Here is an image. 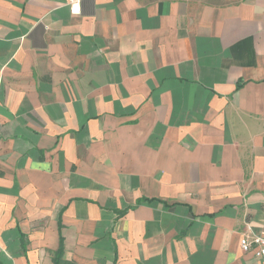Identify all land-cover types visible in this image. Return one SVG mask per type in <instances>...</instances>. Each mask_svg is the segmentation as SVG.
<instances>
[{"label": "crops", "instance_id": "0c3cea01", "mask_svg": "<svg viewBox=\"0 0 264 264\" xmlns=\"http://www.w3.org/2000/svg\"><path fill=\"white\" fill-rule=\"evenodd\" d=\"M0 0V264H264V0Z\"/></svg>", "mask_w": 264, "mask_h": 264}, {"label": "built area", "instance_id": "2783aa9c", "mask_svg": "<svg viewBox=\"0 0 264 264\" xmlns=\"http://www.w3.org/2000/svg\"><path fill=\"white\" fill-rule=\"evenodd\" d=\"M69 4V12L72 16L80 14V6L78 0H67ZM242 252L253 251L255 258L258 260H264V232L259 236H254L250 240L242 237L239 242Z\"/></svg>", "mask_w": 264, "mask_h": 264}, {"label": "trees", "instance_id": "16d2710c", "mask_svg": "<svg viewBox=\"0 0 264 264\" xmlns=\"http://www.w3.org/2000/svg\"><path fill=\"white\" fill-rule=\"evenodd\" d=\"M55 255V261L54 264H57L60 262L61 257L63 256V245H62V239L60 240L58 250L54 253Z\"/></svg>", "mask_w": 264, "mask_h": 264}, {"label": "rangeland", "instance_id": "374dc122", "mask_svg": "<svg viewBox=\"0 0 264 264\" xmlns=\"http://www.w3.org/2000/svg\"><path fill=\"white\" fill-rule=\"evenodd\" d=\"M227 2H236L238 0H226Z\"/></svg>", "mask_w": 264, "mask_h": 264}]
</instances>
